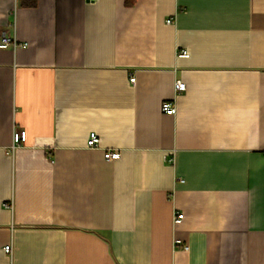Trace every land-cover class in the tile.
Instances as JSON below:
<instances>
[{
    "label": "crops",
    "instance_id": "crops-1",
    "mask_svg": "<svg viewBox=\"0 0 264 264\" xmlns=\"http://www.w3.org/2000/svg\"><path fill=\"white\" fill-rule=\"evenodd\" d=\"M129 1L0 0V264H264V0Z\"/></svg>",
    "mask_w": 264,
    "mask_h": 264
},
{
    "label": "built area",
    "instance_id": "built-area-1",
    "mask_svg": "<svg viewBox=\"0 0 264 264\" xmlns=\"http://www.w3.org/2000/svg\"><path fill=\"white\" fill-rule=\"evenodd\" d=\"M89 1H97V0H89ZM168 22H171V19H168ZM20 43L16 38L10 37L6 33H3L0 39V48H7L9 46L17 47ZM178 56L180 57H188L189 52L186 49H182L178 51ZM131 82H135V77H130ZM175 89L177 92H182L186 90V83L179 79L176 81ZM162 110L167 114H175L176 113V106L173 101L166 100L162 103ZM27 139V132L25 130H15L13 133V145L12 149L22 145L26 142ZM101 137L96 132H91L89 134V138L87 144L90 148L96 149L101 145ZM121 152L119 150H108L105 152V158L108 160H116L120 158ZM184 218V214L180 211H176L174 213V223L178 224L181 223ZM180 242V241H177ZM185 249H188V245L184 246ZM4 251L7 254H12L13 246L12 244H7L4 246Z\"/></svg>",
    "mask_w": 264,
    "mask_h": 264
},
{
    "label": "trees",
    "instance_id": "trees-1",
    "mask_svg": "<svg viewBox=\"0 0 264 264\" xmlns=\"http://www.w3.org/2000/svg\"><path fill=\"white\" fill-rule=\"evenodd\" d=\"M133 0H130L129 3L131 4ZM37 0H22V4L27 5V6H34L36 5Z\"/></svg>",
    "mask_w": 264,
    "mask_h": 264
}]
</instances>
